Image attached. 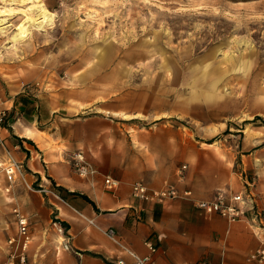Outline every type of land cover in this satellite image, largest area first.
I'll return each mask as SVG.
<instances>
[{
	"label": "crops",
	"instance_id": "1",
	"mask_svg": "<svg viewBox=\"0 0 264 264\" xmlns=\"http://www.w3.org/2000/svg\"><path fill=\"white\" fill-rule=\"evenodd\" d=\"M37 56L0 61V164H15L19 178L12 182L0 167V264L17 234L14 210L33 235L29 264H115L120 258L135 264L129 252L146 256L147 243L156 248L152 264H264L259 255L249 258L264 250V220L255 223L246 213L245 220L229 222L196 207L218 191L226 197L247 191L249 179V192L264 210V126L216 132L202 113L199 128L192 127L198 103L188 97L145 94L137 81L105 95L96 89L105 79L48 80ZM6 70L22 75L6 78ZM253 116H264V106ZM78 155L90 167L85 176L77 170ZM107 176L119 181L116 189L104 185ZM136 182L149 189L170 183L188 194L140 201L131 195ZM34 183L56 195L31 191ZM54 216L65 228L61 241L50 224Z\"/></svg>",
	"mask_w": 264,
	"mask_h": 264
},
{
	"label": "rangeland",
	"instance_id": "2",
	"mask_svg": "<svg viewBox=\"0 0 264 264\" xmlns=\"http://www.w3.org/2000/svg\"><path fill=\"white\" fill-rule=\"evenodd\" d=\"M36 54L48 80L105 79V95L137 81L145 94L188 97L192 127L202 113L216 132L264 126L253 116L264 106V0H0V61Z\"/></svg>",
	"mask_w": 264,
	"mask_h": 264
},
{
	"label": "built area",
	"instance_id": "3",
	"mask_svg": "<svg viewBox=\"0 0 264 264\" xmlns=\"http://www.w3.org/2000/svg\"><path fill=\"white\" fill-rule=\"evenodd\" d=\"M77 159L79 161V164L77 165V170L79 171V174L81 176H85L90 170L84 165L81 155H78ZM0 167L3 168L5 174L7 175V178L13 182L15 179L14 175L17 170L16 165L13 163H9L4 166L0 164ZM185 168L186 166L184 164L180 166L178 176H182V172ZM247 180L248 181H245L247 191L234 193L228 197H226L222 192L218 191L217 193H215L212 200L198 201L196 203V207L204 214H217L225 218L229 222L245 220L246 213H249V219L251 218L255 221V223H262V220H264V210H261L256 206L254 197L253 195H251L248 189L252 186V182L249 179ZM104 185L108 189H116L119 186V181L107 176L104 178ZM36 191L44 195H56L52 189H50L49 187H44L42 185H38ZM187 194L188 192H183L181 194L175 188V186L170 183H164L163 186L159 189H149L146 185L141 182L133 183L131 187L132 197L140 201H162L165 199L178 198L181 195ZM14 214L16 215L17 221V234L8 240L12 251L6 261L1 264H29L27 259V251L32 243L33 235L31 230L29 229V223L27 218L24 215L19 214V212H17L16 210H14ZM50 224L55 230V232L61 235L64 234L65 228L56 216L53 217ZM106 233L109 236H113L112 229H108ZM147 246L150 250V254L146 256L141 257L132 252H129L130 256L134 259L135 264L153 263L152 255L156 251V248L148 243ZM258 255L261 258H264V250H259L256 254L250 255L249 258L255 259L258 258ZM115 264H126V262L122 258H120L116 261ZM198 264L213 263L209 260H202Z\"/></svg>",
	"mask_w": 264,
	"mask_h": 264
},
{
	"label": "bare ground",
	"instance_id": "4",
	"mask_svg": "<svg viewBox=\"0 0 264 264\" xmlns=\"http://www.w3.org/2000/svg\"><path fill=\"white\" fill-rule=\"evenodd\" d=\"M27 28L26 26H24V24H20L18 27H17V32H16V36H19V37H23L25 36V32H26ZM83 162H84V165L90 170V167L85 163L84 159L82 158ZM17 211V210H16ZM18 212V211H17ZM61 235V234H59ZM63 235V234H62ZM64 247L67 248V245L64 244Z\"/></svg>",
	"mask_w": 264,
	"mask_h": 264
},
{
	"label": "trees",
	"instance_id": "5",
	"mask_svg": "<svg viewBox=\"0 0 264 264\" xmlns=\"http://www.w3.org/2000/svg\"><path fill=\"white\" fill-rule=\"evenodd\" d=\"M84 198H85L88 202L92 203L87 197L84 196ZM92 204H93V203H92Z\"/></svg>",
	"mask_w": 264,
	"mask_h": 264
}]
</instances>
